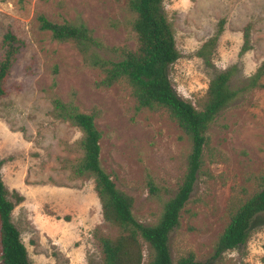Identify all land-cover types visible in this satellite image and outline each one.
<instances>
[{
	"label": "rangeland",
	"instance_id": "rangeland-1",
	"mask_svg": "<svg viewBox=\"0 0 264 264\" xmlns=\"http://www.w3.org/2000/svg\"><path fill=\"white\" fill-rule=\"evenodd\" d=\"M175 30L178 58L168 66L179 95L199 106L211 79L234 67L231 85L242 87L264 58V0H163ZM55 21L82 20L109 44L134 47L126 0H0V43L12 30L25 40L10 75V91L0 98V159L8 197L21 200L12 215L27 245L30 264H103L100 235L115 236L94 189L93 175L71 177L66 159L80 131L54 118L52 97L94 106L102 132L100 158L116 186L132 197V212L155 224L164 200L184 179L192 141L163 107L141 108L126 78L97 85L103 74L86 68L70 42L52 38L39 15ZM224 30L205 57L199 48ZM251 23V47L241 52L244 27ZM56 68V73H54ZM264 81V77L262 78ZM54 81L56 83L54 84ZM204 163L170 232L171 257L194 251L210 264H264V211L252 220L248 240L215 256L232 203L262 187L264 174V87L242 89L206 132ZM153 180L159 191L149 192ZM143 259L150 246L143 239Z\"/></svg>",
	"mask_w": 264,
	"mask_h": 264
},
{
	"label": "trees",
	"instance_id": "trees-1",
	"mask_svg": "<svg viewBox=\"0 0 264 264\" xmlns=\"http://www.w3.org/2000/svg\"><path fill=\"white\" fill-rule=\"evenodd\" d=\"M163 0H126L132 13L131 31L136 44H107L97 36L84 21H55L44 14L39 15L41 26L51 31L53 39L70 42L81 57L84 67L98 69L103 76L97 81L100 86H112L126 78L141 108L165 107L170 117L192 141L187 170L175 193L164 200L162 212L155 224H144L132 212V197L116 186V182L102 165L99 140L102 132L95 119L102 113L94 106L89 112L81 110L76 102V91L68 101L59 95L52 97L54 118L68 122L80 131V137L69 147L77 153L74 159H66L65 167L71 177L87 175L94 177V189L99 197L104 218L119 227L115 236L100 235L103 249V264H141L143 239L150 246L147 264H210L195 258L194 251L171 257L170 232L180 223L181 209L195 185L204 163V148L208 142L206 132L210 123L227 107L242 89L264 87V58L256 66L242 87L231 85L234 67L215 74L199 106L177 93L168 66L179 56L175 30L164 9ZM222 19L217 33L199 48L205 57L216 46L224 30ZM251 23L244 27V42L241 52L251 47ZM25 40L12 30L5 32L0 43V98L10 91V75ZM56 73V68H54ZM56 81H54V84ZM3 161L0 159V264H30L28 247L22 239L20 228L13 220L12 212L21 197L13 192L14 200L8 197L2 177ZM262 187L241 202L230 206L229 221L219 235L215 256L245 243L255 216L264 211V174ZM151 195L158 194L153 180L148 184Z\"/></svg>",
	"mask_w": 264,
	"mask_h": 264
}]
</instances>
